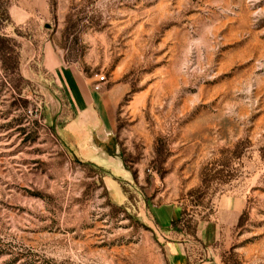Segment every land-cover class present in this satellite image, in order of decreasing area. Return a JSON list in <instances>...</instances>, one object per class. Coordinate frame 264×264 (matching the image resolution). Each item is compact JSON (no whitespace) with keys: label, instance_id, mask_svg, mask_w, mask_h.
Here are the masks:
<instances>
[{"label":"rangeland","instance_id":"rangeland-1","mask_svg":"<svg viewBox=\"0 0 264 264\" xmlns=\"http://www.w3.org/2000/svg\"><path fill=\"white\" fill-rule=\"evenodd\" d=\"M8 1L29 86L0 66V264H170L158 207L218 223L226 198L244 210L192 263L264 264V0ZM49 43L101 95L114 161L64 140Z\"/></svg>","mask_w":264,"mask_h":264},{"label":"crops","instance_id":"crops-1","mask_svg":"<svg viewBox=\"0 0 264 264\" xmlns=\"http://www.w3.org/2000/svg\"><path fill=\"white\" fill-rule=\"evenodd\" d=\"M44 66L64 89L74 112V118L62 131L64 140L73 146L81 158L96 166L98 164L93 162L95 157L104 156L112 159V157L105 155L101 146L96 143L99 141L105 144L109 136L114 133V123L110 118L105 120L99 105L102 97L94 89L93 83L82 74L78 67L67 65L64 56L56 51L50 43L44 49ZM111 167L115 170L113 164ZM112 168L105 169L113 172ZM115 171L122 175L125 180L131 177V173L123 166ZM244 207L242 200L223 199L220 203L218 223L212 220L197 224L196 238L204 247V252L214 251V246L221 238L222 225L226 229L233 227ZM163 209L166 211L163 212ZM158 211L164 225L160 226L157 220L155 222L160 228L162 236L166 239L165 250L170 264H193L192 249L194 244L192 238L183 232H176L172 226L175 221L181 218L182 207L180 205H162L158 207Z\"/></svg>","mask_w":264,"mask_h":264},{"label":"trees","instance_id":"trees-1","mask_svg":"<svg viewBox=\"0 0 264 264\" xmlns=\"http://www.w3.org/2000/svg\"><path fill=\"white\" fill-rule=\"evenodd\" d=\"M10 2L0 0V66L2 71L10 78L15 92L21 98L23 90L29 86V83L21 76V60L19 46L17 42L5 33V29L11 24L9 13ZM73 28L74 25L72 26ZM27 107L28 102L21 99ZM206 180V179H205ZM204 180V183L207 181ZM242 221H240V224ZM176 232H183L186 235L196 238L197 223L183 209L182 216L178 221L173 223Z\"/></svg>","mask_w":264,"mask_h":264},{"label":"built area","instance_id":"built-area-1","mask_svg":"<svg viewBox=\"0 0 264 264\" xmlns=\"http://www.w3.org/2000/svg\"><path fill=\"white\" fill-rule=\"evenodd\" d=\"M104 81H105V77L104 76L100 77V82H104Z\"/></svg>","mask_w":264,"mask_h":264}]
</instances>
